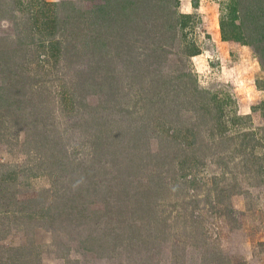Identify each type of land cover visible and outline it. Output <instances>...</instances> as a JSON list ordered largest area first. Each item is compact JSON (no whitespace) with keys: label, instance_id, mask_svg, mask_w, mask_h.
<instances>
[{"label":"rangeland","instance_id":"1","mask_svg":"<svg viewBox=\"0 0 264 264\" xmlns=\"http://www.w3.org/2000/svg\"><path fill=\"white\" fill-rule=\"evenodd\" d=\"M230 2L0 0V264H201L217 249L264 264V185L221 203L214 188L223 169L219 187L241 169L239 140L210 128L218 105L225 136L249 126L235 115L264 123L252 109L264 101V13L255 19L244 0L251 44L216 48L210 27L220 33ZM194 85L208 91L204 118ZM173 107L199 133L184 168L156 126ZM256 137L264 148V129ZM149 186L150 211H108ZM34 198L31 217L4 212ZM225 203L243 212L237 221Z\"/></svg>","mask_w":264,"mask_h":264},{"label":"trees","instance_id":"2","mask_svg":"<svg viewBox=\"0 0 264 264\" xmlns=\"http://www.w3.org/2000/svg\"><path fill=\"white\" fill-rule=\"evenodd\" d=\"M250 1L249 5H252V13L254 16H256L255 19H260L261 13H264V0H246ZM176 2V0H174ZM244 3V0H231L229 6H228V12L223 13L221 17L219 18V28H220V34L221 39L225 41H234V42H241L243 44H251L249 41L250 36V29L248 27V23H246L245 20H240V17H242L241 14H244L245 10L247 8L240 7V5ZM245 5H247L245 3ZM248 5V6H249ZM249 6V7H250ZM247 15H249V11H247ZM264 15V14H263ZM239 19L238 22L236 20ZM264 20V16L261 18ZM260 36L255 37L256 40L262 41V35L263 32L258 33ZM49 42H53V39H46ZM60 39H56L54 41L55 44H59ZM264 42V41H263ZM195 53H193L194 55ZM262 55L259 54V62L261 66L264 68V61L262 60ZM186 77L187 80L191 81L193 84H195V78H193L192 74L188 71L182 72L180 77ZM193 91L196 96L202 97V104L199 106L198 111H201L202 117L204 118L206 114H209L210 108L208 103L205 101V98L207 96L205 94L208 93V91L203 90L201 88H198L194 85ZM168 106V105H167ZM174 108V107H173ZM168 109V107H167ZM252 109L256 110L258 109L263 117L264 122V101H262L257 106H253ZM171 111V110H170ZM173 113L172 115L168 116L166 115V119L164 121L157 119L156 126L158 127V123L161 125L159 126L160 133L162 134V137L165 138L167 143V152L174 153L175 156L176 152L179 151L181 155V159L179 161V166L181 168H184V166L192 160V157L188 154L187 155V148L193 147L196 142L195 136L198 135V130L194 131L193 128L185 126L183 121L181 120V117L184 116V113L181 110V107H175L172 109ZM218 114L216 115V120L211 124L210 128L215 129L218 128L219 132H217L218 136L221 137V141L224 139H228L229 141L234 140L237 138L239 140L238 146L235 148L234 153L237 156L238 155V162L237 165L241 166V169L237 170L232 175V183H229L228 185L218 186L220 180L225 179V173L224 169L221 172V174L218 177H214L215 179V186L214 188H217V203L223 202L222 200L226 197H231L233 194H243L244 196H253V189L257 186L264 185V148L261 149L263 146V143L259 138L256 137L257 130L264 129V123L262 127H256L251 124V119L249 116H239L235 115L233 117L234 121H243L248 122V127L243 128V130L238 131L237 133L233 134L232 137L225 136L223 134V131H221L223 126V120L221 115V107L218 105V108L216 110ZM160 121V122H158ZM165 122V124L163 123ZM195 126V125H194ZM192 130V131H191ZM190 133V135H189ZM192 138L189 140L190 137ZM193 136L195 139H193ZM189 137V138H188ZM260 147V148H258ZM248 149V150H247ZM159 152L155 154V156H158ZM51 155V154H50ZM55 159L60 158L57 155H53ZM235 158V156L233 155ZM221 158V163L226 164L228 163L229 159H226L223 157ZM61 161V160H60ZM55 162V161H54ZM62 165V164H61ZM104 168V167H103ZM62 170H66L65 168ZM87 171V170H86ZM94 174V173H93ZM238 175H245L246 179L248 180V186L245 188L241 185V183L238 180ZM75 176V175H74ZM73 176V177H74ZM97 188V186H96ZM151 194V187L143 188L142 190L138 191L134 196L131 195L127 190L123 191V197L125 196L123 204L120 205V203H110V201H107V207L110 208L108 211L113 216L114 214H118L120 217L124 214H133L136 210H147L150 211V205L144 206L143 205V199L148 195ZM130 195V196H129ZM120 197L122 195H119ZM134 197V199H132ZM108 199V198H107ZM109 200V199H108ZM37 201V198L34 199H27L25 201H17L16 207L14 209H10L9 211L7 209H4L5 213H14L19 215H24L31 217L33 214H36L38 212L37 209H32L31 204L33 202ZM129 203L133 204V206H130ZM7 204H10L7 203ZM110 206V207H109ZM7 208V207H6ZM43 207L41 208V210ZM221 214H224L227 216L230 220L237 221L236 215H241L243 212L238 211L229 205V203H225L223 208H219ZM47 211V208H46ZM59 211H62L61 209H57V212L51 214L50 218H54L58 215H60ZM1 212V211H0ZM94 212V211H93ZM92 212V213H93ZM55 215V216H54ZM130 227H134L131 225ZM134 229L132 230V232ZM257 245L262 248L261 252L264 253V240H258ZM245 260L242 258H237L234 256H226L225 254L221 253L220 250H215L211 253L210 256H208L206 253H204L203 257L201 258V264H245Z\"/></svg>","mask_w":264,"mask_h":264},{"label":"crops","instance_id":"3","mask_svg":"<svg viewBox=\"0 0 264 264\" xmlns=\"http://www.w3.org/2000/svg\"><path fill=\"white\" fill-rule=\"evenodd\" d=\"M211 33H212V40H213V42H214V45H215V47L217 48H219V43L220 42H222V40H221V36H220V33H219V31L216 29V26L215 25H212L211 27ZM218 45V46H217ZM222 49H224V48H222ZM210 54L212 53V54H215L213 51H210L209 52ZM230 67V69L228 70V69H224V73H228V74H232L231 72L234 70V68H235V66H229Z\"/></svg>","mask_w":264,"mask_h":264}]
</instances>
